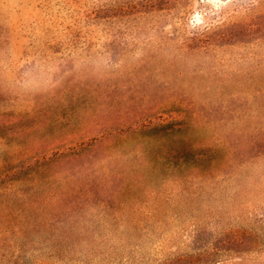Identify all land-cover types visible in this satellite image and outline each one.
Returning <instances> with one entry per match:
<instances>
[{"label": "rangeland", "instance_id": "obj_1", "mask_svg": "<svg viewBox=\"0 0 264 264\" xmlns=\"http://www.w3.org/2000/svg\"><path fill=\"white\" fill-rule=\"evenodd\" d=\"M0 264H264V0H0Z\"/></svg>", "mask_w": 264, "mask_h": 264}, {"label": "trees", "instance_id": "obj_2", "mask_svg": "<svg viewBox=\"0 0 264 264\" xmlns=\"http://www.w3.org/2000/svg\"><path fill=\"white\" fill-rule=\"evenodd\" d=\"M75 191V190H73ZM118 197V195H117ZM119 198V197H118ZM232 242H234V244H241L243 242L242 238L241 237H238V238H232Z\"/></svg>", "mask_w": 264, "mask_h": 264}]
</instances>
